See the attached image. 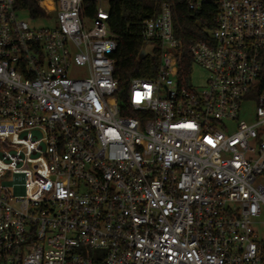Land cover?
Listing matches in <instances>:
<instances>
[{
  "label": "built area",
  "instance_id": "2783aa9c",
  "mask_svg": "<svg viewBox=\"0 0 264 264\" xmlns=\"http://www.w3.org/2000/svg\"><path fill=\"white\" fill-rule=\"evenodd\" d=\"M25 1L36 15L0 0V264H264V0H216L188 48L200 88L160 0L139 25L158 67L129 82L138 117L120 114L109 0Z\"/></svg>",
  "mask_w": 264,
  "mask_h": 264
},
{
  "label": "trees",
  "instance_id": "16d2710c",
  "mask_svg": "<svg viewBox=\"0 0 264 264\" xmlns=\"http://www.w3.org/2000/svg\"><path fill=\"white\" fill-rule=\"evenodd\" d=\"M171 7L173 32L181 44L177 54L178 78L187 83L191 72V56L188 48L196 41H207L208 32L214 28L218 7L216 0L205 1L198 10L188 8V2L198 0H164ZM160 0H109L108 28L116 37L117 50L112 58L115 60L114 77L119 82V109L122 116L138 117L131 112L127 101L129 82L135 78L152 79L158 67V52L142 54L145 43L141 39L139 25L142 21L154 17L159 9ZM18 10L28 9L37 14L35 7L25 0H17ZM84 14L94 17L96 3H85ZM255 93L264 92V51L262 68L257 80Z\"/></svg>",
  "mask_w": 264,
  "mask_h": 264
},
{
  "label": "rangeland",
  "instance_id": "374dc122",
  "mask_svg": "<svg viewBox=\"0 0 264 264\" xmlns=\"http://www.w3.org/2000/svg\"><path fill=\"white\" fill-rule=\"evenodd\" d=\"M103 6L105 7L106 4L104 3ZM24 19H26L24 17ZM206 79V73L204 70H202L200 67L193 65L191 68V72L189 74V78L187 80V83L190 86L193 87H202L204 85ZM255 110V103H254V97L253 95H250L247 97L242 104V113L244 114L245 112H248L249 114H253ZM16 194H21V190L19 188H13ZM0 195H3V192L0 191Z\"/></svg>",
  "mask_w": 264,
  "mask_h": 264
},
{
  "label": "water",
  "instance_id": "95a60500",
  "mask_svg": "<svg viewBox=\"0 0 264 264\" xmlns=\"http://www.w3.org/2000/svg\"><path fill=\"white\" fill-rule=\"evenodd\" d=\"M142 54L144 55L145 53H144V52H142Z\"/></svg>",
  "mask_w": 264,
  "mask_h": 264
}]
</instances>
